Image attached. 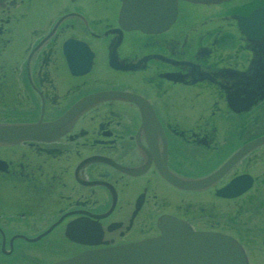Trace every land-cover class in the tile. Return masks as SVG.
<instances>
[{
  "label": "flooded vegetation",
  "instance_id": "obj_1",
  "mask_svg": "<svg viewBox=\"0 0 264 264\" xmlns=\"http://www.w3.org/2000/svg\"><path fill=\"white\" fill-rule=\"evenodd\" d=\"M121 0H0V264H57L171 217L264 264V0L178 2L165 31Z\"/></svg>",
  "mask_w": 264,
  "mask_h": 264
},
{
  "label": "water",
  "instance_id": "obj_2",
  "mask_svg": "<svg viewBox=\"0 0 264 264\" xmlns=\"http://www.w3.org/2000/svg\"><path fill=\"white\" fill-rule=\"evenodd\" d=\"M120 21L127 29L159 33L168 29L177 16L179 1L194 4H221L232 0H121ZM66 121V120H64ZM63 122L43 126L0 125V142L54 134ZM161 237L140 244L82 254L57 264H248L243 248L232 238L194 232L173 218L159 222Z\"/></svg>",
  "mask_w": 264,
  "mask_h": 264
}]
</instances>
